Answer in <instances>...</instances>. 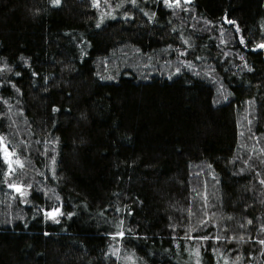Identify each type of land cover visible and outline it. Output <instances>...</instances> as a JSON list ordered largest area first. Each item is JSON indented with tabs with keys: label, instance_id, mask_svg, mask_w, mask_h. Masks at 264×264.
<instances>
[{
	"label": "trees",
	"instance_id": "1",
	"mask_svg": "<svg viewBox=\"0 0 264 264\" xmlns=\"http://www.w3.org/2000/svg\"><path fill=\"white\" fill-rule=\"evenodd\" d=\"M110 1L0 0V264H264V0Z\"/></svg>",
	"mask_w": 264,
	"mask_h": 264
},
{
	"label": "snow or ice",
	"instance_id": "2",
	"mask_svg": "<svg viewBox=\"0 0 264 264\" xmlns=\"http://www.w3.org/2000/svg\"><path fill=\"white\" fill-rule=\"evenodd\" d=\"M137 0H131V3L132 4H136ZM185 2H190V0H185ZM52 3L54 5H59L61 3V0H52ZM94 3L98 6L99 5V0H94ZM164 3L169 7V8H172L174 6H180L181 4V0H164ZM117 7H120V5H117ZM147 15V13H146ZM229 23H233L235 24L234 21H228ZM209 23H211V21H209ZM236 28H237V31H239V26L236 25ZM240 40L241 42H244V37L241 36L240 37ZM185 43H187V41H185ZM259 48H264V43H261L260 45H258ZM10 70V69H9ZM177 72L180 71V69H176ZM36 73H34L35 75ZM199 74V73H197ZM17 76L21 75V73L17 72L16 73ZM14 86V85H13ZM5 103H7V101H5ZM54 111H58L59 109H53ZM4 140V136L2 134H0V142H2ZM53 162H55L53 160ZM9 163H11V161H9ZM21 166H23L21 164ZM261 183L264 184V180H261ZM10 187H14L15 190L17 192H20L21 195H23V192L21 191V187L20 186H15V185H9ZM30 187V185H29ZM45 214L46 216H48L49 218H51L53 221H56V222H59V219L58 217L59 216H62V215H67V216H72L73 213H65L63 210H62V206H56V207H51L50 209H47L45 210ZM203 223V221H202ZM249 224L252 223L251 220L248 221ZM264 227V226H262ZM110 235H112L113 237L115 236H120V237H123L124 236V232H116V233H110ZM200 239H208L209 237L208 236H202V237H199ZM214 239H219V237H213ZM259 243L260 244H264V239H261L259 240Z\"/></svg>",
	"mask_w": 264,
	"mask_h": 264
},
{
	"label": "rangeland",
	"instance_id": "3",
	"mask_svg": "<svg viewBox=\"0 0 264 264\" xmlns=\"http://www.w3.org/2000/svg\"><path fill=\"white\" fill-rule=\"evenodd\" d=\"M92 2L99 9V12L101 13V15H104V14L106 15V14H109V13L111 14L112 11H113V10H109V8L112 6V2L110 0H99V5L98 6L94 3V0H92ZM3 155H4V159L9 158V161H11V163H9V161H6V163L8 164L9 170L13 169V166H14V163H15V159L13 158L11 152L10 151L7 152L6 148L3 147ZM9 185L20 186L21 187V191L23 192V195H21L20 192H17L16 190H13L12 187H10ZM8 187L11 190L12 195L17 197L23 203L24 200H25L24 198L26 196L25 190L23 189V186L20 183L10 182L8 184Z\"/></svg>",
	"mask_w": 264,
	"mask_h": 264
},
{
	"label": "water",
	"instance_id": "4",
	"mask_svg": "<svg viewBox=\"0 0 264 264\" xmlns=\"http://www.w3.org/2000/svg\"><path fill=\"white\" fill-rule=\"evenodd\" d=\"M7 152H8V150H7ZM5 161H9V158H6ZM12 189L15 190L14 187H12Z\"/></svg>",
	"mask_w": 264,
	"mask_h": 264
}]
</instances>
